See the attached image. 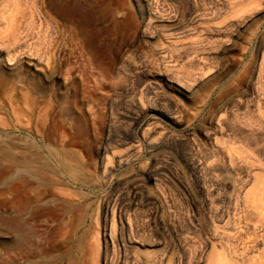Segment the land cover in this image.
<instances>
[{
	"label": "rangeland",
	"instance_id": "1",
	"mask_svg": "<svg viewBox=\"0 0 264 264\" xmlns=\"http://www.w3.org/2000/svg\"><path fill=\"white\" fill-rule=\"evenodd\" d=\"M14 108L30 264H264V0H0V264Z\"/></svg>",
	"mask_w": 264,
	"mask_h": 264
},
{
	"label": "bare ground",
	"instance_id": "2",
	"mask_svg": "<svg viewBox=\"0 0 264 264\" xmlns=\"http://www.w3.org/2000/svg\"><path fill=\"white\" fill-rule=\"evenodd\" d=\"M13 110H14V114L16 115V118H15L16 123H15V129H14V136L11 141L10 153H9V162H10V170H11V180H10L11 198H10L9 208H8L10 210L9 226H10L11 236H12L11 237L12 239V242H11L12 250L11 251H13L11 263L19 264L20 263L19 259L21 258L22 260L20 259V261L24 260V262H22L23 264H30L29 261H30L31 253L33 252L32 249L35 246L34 245L35 234H34V230L32 228L31 222H30L31 221L30 216H32L35 209L39 208L40 205L38 206L37 203L42 201L43 199L42 197L44 195V193H39V194L34 193L36 190L34 188V178L39 179L40 183L45 185V187L46 186L52 187V186H55L56 184H62V185L67 184V186H69V183H68L69 181L67 183H65L64 181L55 182L53 178H50V176H48V173L51 170H53L51 165H49V163L47 162L48 159L46 160L43 157H39L41 155L39 154L38 156L39 161H36L35 155H33V153L30 152L31 148L29 150L28 145L21 143L22 141L21 139H19L17 132L18 130L27 132L29 124H27L28 122H26L25 118L22 120L19 117V114H18L19 112H17L18 111L17 109L14 108ZM64 159L66 158L64 157ZM36 162L39 163V166H36L35 164ZM69 165L68 167H70ZM72 166H73L72 168H74V170L77 171L75 169L76 167H74V165ZM72 178L76 179L75 175ZM36 184H35V187H36ZM67 191H68V188H67ZM69 191L66 193H69ZM65 204L63 206V210L64 212L67 213L69 210L72 209L74 204L71 203L70 201L68 202V204L66 205ZM71 212H73V210H71ZM35 252L33 253L35 254Z\"/></svg>",
	"mask_w": 264,
	"mask_h": 264
}]
</instances>
